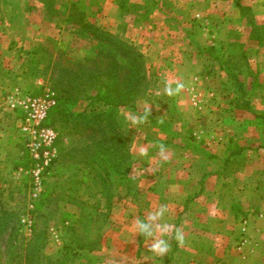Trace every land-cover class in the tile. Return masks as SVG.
<instances>
[{
	"label": "rangeland",
	"instance_id": "374dc122",
	"mask_svg": "<svg viewBox=\"0 0 264 264\" xmlns=\"http://www.w3.org/2000/svg\"><path fill=\"white\" fill-rule=\"evenodd\" d=\"M19 87L55 93L61 163L33 199L4 116L0 264H264V0H0V106Z\"/></svg>",
	"mask_w": 264,
	"mask_h": 264
},
{
	"label": "built area",
	"instance_id": "2783aa9c",
	"mask_svg": "<svg viewBox=\"0 0 264 264\" xmlns=\"http://www.w3.org/2000/svg\"><path fill=\"white\" fill-rule=\"evenodd\" d=\"M10 110L23 112L18 129L31 160L29 173L32 179L31 195L40 197L43 180L58 158L56 147L58 134L47 123L51 109L56 105L55 93L47 89L43 96L24 94L15 88L7 99Z\"/></svg>",
	"mask_w": 264,
	"mask_h": 264
},
{
	"label": "crops",
	"instance_id": "0c3cea01",
	"mask_svg": "<svg viewBox=\"0 0 264 264\" xmlns=\"http://www.w3.org/2000/svg\"><path fill=\"white\" fill-rule=\"evenodd\" d=\"M55 34H57V32L55 33ZM53 36V35H52ZM55 36V35H54ZM58 36H60V34L58 33ZM20 80V79H19ZM15 88H13L12 90H14ZM18 89H21L20 87L18 88ZM12 90L10 91V92H12ZM21 90H23V89H21ZM9 92V93H10ZM7 93V92H6ZM6 93L5 92H3V94H1V91H0V96H2V95H6ZM24 94H25V92H23ZM1 99V98H0ZM0 107H2V108H0V146H2L3 148L4 147H7V146H17L18 145V143H19V146H20V140H19V142L18 141H15L14 140V138L12 139L11 138V133L9 132L8 133V131H7V129H6V127L4 126H1V124H2V122H4L3 120V118H4V116H7V117H10L11 118V126H15V127H17L18 126V124H19V122H20V117H17L16 116V111L15 110H10V109H7L6 107L4 108L3 106H0ZM3 125V124H2ZM0 153H1V151H0ZM250 181H252V180H250ZM238 191H239V193H243V191L242 190H239L238 189ZM242 195V194H241ZM192 198V196H190V195H185V196H182V198L180 199V200H178L177 201V203H176V217H179V216H182L181 218V220H180V223H179V225H184V223H187V226H186V231L184 230L183 231V229H185V225L183 226V228H182V233H184V234H182L183 235V237H184V239L186 238V237H188V239H190V240H193V241H195L196 242V240H195V233H196V228L194 227L195 226V224H194V222L193 221H191L190 220V218H189V216H188V214L186 213V211H185V209H184V199L185 198ZM213 197V196H212ZM242 197V196H241ZM158 202V201H157ZM211 203L213 204L214 203V199H212L211 198ZM244 202L242 201V198H240V201L239 202H237V206L239 207V209L241 208H244V204H243ZM157 208V207H156ZM221 210V213L219 214V217H218V219H219V221H221L222 222V224H221V230L218 232V234L217 233H213V231L210 229V231H208L207 230V232H205L204 233V235L207 233L209 236H211V238L210 237H207L206 238V236H204V235H202L201 237H202V240L203 239H207L208 241H209V243H210V245H213L212 243V241H214L217 237H219V239H220V241H223V243L225 242V249L226 250H228V248H229V246L230 245H228V243L230 242V240L229 241H227V237L229 236V238L231 239L232 237H234V235L235 234H237L239 231H240V226L242 225V226H245V225H243V224H245V223H247V221H245L243 224L242 223H240V224H237V221H235V223H233V225L235 226L234 228H235V231H234V233L235 234H232V233H228V229H231V228H229L230 227V222H229V219H228V213H227V209L226 208H223V210H222V208L220 209ZM164 212H165V210H163ZM250 211H251V208H250ZM198 212H200V211H198ZM185 217H184V216ZM246 215V217L248 218V220H249V223H251V225H252V227H253V225L254 226H256V225H261L263 222H261V221H259V220H255V219H259V217L258 216H256L255 217V219L253 220V219H251V213L249 212L248 214H245ZM200 217H202V215L200 216ZM197 219V218H196ZM239 223V222H238ZM238 225V226H237ZM203 230V229H202ZM201 230V232H204V231H202ZM186 232H188V235L186 236L185 235V233ZM255 232H257V231H255ZM263 232L262 233H252V235H253V238H254V236L255 237H257L256 239L258 240V241H263L262 240V238H263ZM213 235V236H212ZM139 236H141V234H140V232L138 233V234H136V238L138 237V239H139ZM190 236H192V237H190ZM198 238V237H197ZM178 239V238H177ZM199 240V239H198ZM232 240H233V238H232ZM231 240V241H232ZM238 240H239V234H238V238H236V243L238 242ZM178 243V242H177ZM232 245V244H231ZM144 247V246H143ZM240 248V247H239ZM262 250H263V248H262ZM262 250L259 252V253H256V255L257 256H259L260 255V253L262 252ZM136 251H138L137 250V248H136ZM190 251V250H189ZM231 252H232V254H234V255H238V253L233 249V246H232V250H231ZM188 253V256H190V252H187ZM123 255V256H122ZM120 257H118V258H116V259H120V258H125V252H123V254H122ZM262 255L264 256V251H263V253H262ZM136 256V253H135V255H133L132 257H135ZM129 257V256H128ZM177 260H178V264H184L185 262H182V261H180V259L179 258H177ZM120 262V260H118L117 261V263H114V264H118ZM192 263V262H191Z\"/></svg>",
	"mask_w": 264,
	"mask_h": 264
},
{
	"label": "trees",
	"instance_id": "16d2710c",
	"mask_svg": "<svg viewBox=\"0 0 264 264\" xmlns=\"http://www.w3.org/2000/svg\"><path fill=\"white\" fill-rule=\"evenodd\" d=\"M110 99L109 98V95L107 94V93H101V92H98L95 96H94V99H96V100H101V99ZM106 102V101H105ZM106 104V103H105ZM105 104H103V105H105ZM97 151H100L99 149L97 150ZM109 154H110V152H109ZM109 157H110V155H109ZM60 158H61V156L54 162V164L52 165V167L50 168V169H54V167L55 166H57V164H58V162L60 161ZM127 158H129V155L127 156ZM105 162V165H104V168L103 169H105V170H109L108 172H106V174L108 175V174H112V173H115L116 172V174H117V172L118 171H116L115 169H116V167H115V165H111V162L109 161V163H108V161H104ZM107 162V163H106ZM60 163H61V161H60ZM105 166H107V167H105ZM112 168V170H110ZM119 175H121V177H123V178H125V177H127V170L126 171H124V172H122V173H118ZM99 176V178H100V180H101V183H102V186H104V184H106L107 182H106V179H105V177L102 175V174H99L98 175ZM106 182V183H105ZM102 190L103 191H106V189L105 188H102ZM108 198V197H107ZM109 199V198H108ZM0 232H2L1 230H0Z\"/></svg>",
	"mask_w": 264,
	"mask_h": 264
}]
</instances>
